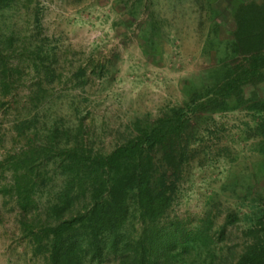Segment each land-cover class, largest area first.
<instances>
[{
  "label": "trees",
  "instance_id": "obj_1",
  "mask_svg": "<svg viewBox=\"0 0 264 264\" xmlns=\"http://www.w3.org/2000/svg\"><path fill=\"white\" fill-rule=\"evenodd\" d=\"M23 5L26 28L6 26ZM232 8L229 39L220 44L223 56L211 80L189 89L180 105L154 121H134L132 135L103 152L81 126L66 127L63 118L41 124L60 76L55 48L43 34L36 0H0V108L9 110L26 69L36 75L13 114V131L25 144L0 160V195L17 210L33 257L44 264H264V193L249 187L251 197L226 211L214 200L218 193L211 194L195 225L173 214L186 172L207 165L209 151L201 145L205 134L217 131L215 115L246 112L253 126L245 123V140L255 141L253 154L264 161V96L257 91L264 82V0H236ZM83 77L79 68L74 78ZM223 151L210 163L224 158ZM237 224L241 249L217 255L213 249Z\"/></svg>",
  "mask_w": 264,
  "mask_h": 264
},
{
  "label": "rangeland",
  "instance_id": "obj_2",
  "mask_svg": "<svg viewBox=\"0 0 264 264\" xmlns=\"http://www.w3.org/2000/svg\"><path fill=\"white\" fill-rule=\"evenodd\" d=\"M234 1L36 0L60 75L50 87L52 98L40 114L41 124L48 118H63L66 127L81 126L96 150L112 149L132 135L134 121H154L161 112L180 105L189 89L211 80L223 56L220 44L229 39ZM26 11L23 5L6 26L24 29ZM79 68L85 70L82 81L74 78ZM33 77L26 69L9 110L0 108V160L25 144L13 131V114L25 102L29 85L36 81ZM257 91L264 96V82ZM214 123L215 135L205 134L201 145L209 151L207 165L189 168L184 195L173 209L180 218L190 217L189 225H195L209 209L211 194L218 193L214 200L220 211H226L237 209V200L251 197L249 187L251 193H264V161L253 154L255 141L245 140L244 135L245 123L253 126L252 119L246 112H235L215 115ZM221 149H226L224 158L210 163ZM58 185L57 178L52 187ZM16 216L13 203L0 195V264H44L31 255L21 238ZM128 230L133 232L130 224ZM242 230L239 224L228 228L227 241L220 242L214 252L225 255L240 250L245 242Z\"/></svg>",
  "mask_w": 264,
  "mask_h": 264
}]
</instances>
